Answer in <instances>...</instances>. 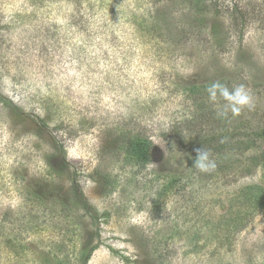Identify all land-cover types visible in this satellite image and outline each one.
Instances as JSON below:
<instances>
[{"label":"rangeland","instance_id":"1","mask_svg":"<svg viewBox=\"0 0 264 264\" xmlns=\"http://www.w3.org/2000/svg\"><path fill=\"white\" fill-rule=\"evenodd\" d=\"M219 3L243 35L208 0H0V264H264V210L222 219L264 188V0ZM214 81L252 107L220 115Z\"/></svg>","mask_w":264,"mask_h":264},{"label":"trees","instance_id":"2","mask_svg":"<svg viewBox=\"0 0 264 264\" xmlns=\"http://www.w3.org/2000/svg\"><path fill=\"white\" fill-rule=\"evenodd\" d=\"M207 0H188L189 5L196 7ZM210 10L214 11L217 15H225L229 18L231 26L240 24L242 27L235 30L243 35L244 29L243 26L246 24V20L250 18V14L245 12L243 13L241 9H235L233 11H228V13H223L219 0H208ZM189 91L193 92L194 88L190 87ZM8 104L7 98H4L0 93V103ZM15 114L19 113V109L16 107L14 109ZM17 115V116H18ZM23 115V112H22ZM42 128H45L44 123L41 124ZM207 138V137H206ZM56 144V143H55ZM56 148L58 147L55 145ZM61 148V147H60ZM59 150V149H58ZM128 156L130 160L135 161L139 165H145L148 161L152 160L154 155V148L150 141L143 139L141 137H135L128 143ZM61 166L63 169H68L69 165L67 160L62 159ZM216 173V172H215ZM75 180L73 179V183ZM261 210H264V188L257 183L248 184L245 188L237 195L233 196L230 199V204L226 213L222 215L227 226L231 225L232 230L227 234L228 238L231 235H235L244 229L245 226L250 223L256 214ZM231 244V242H230ZM92 250H84L81 255V260L83 264L89 260Z\"/></svg>","mask_w":264,"mask_h":264},{"label":"clouds","instance_id":"3","mask_svg":"<svg viewBox=\"0 0 264 264\" xmlns=\"http://www.w3.org/2000/svg\"><path fill=\"white\" fill-rule=\"evenodd\" d=\"M206 91L209 100L213 104H217L219 100L225 102L219 111L220 115H227L230 110L233 115L238 116L243 109L251 108L253 105L251 92L244 84L234 85L229 88L219 81H214L209 84ZM196 153L194 168L200 172H210L215 169L216 162L211 158L209 150L203 147L196 149Z\"/></svg>","mask_w":264,"mask_h":264}]
</instances>
